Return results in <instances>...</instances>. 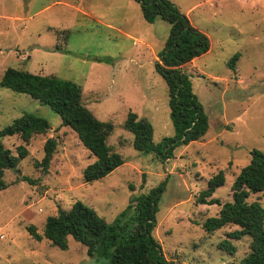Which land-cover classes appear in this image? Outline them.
Here are the masks:
<instances>
[{"label":"rangeland","instance_id":"1","mask_svg":"<svg viewBox=\"0 0 264 264\" xmlns=\"http://www.w3.org/2000/svg\"><path fill=\"white\" fill-rule=\"evenodd\" d=\"M168 1L210 41V51L182 68L209 127L201 139L176 148L173 158L161 162L137 152L122 125L134 112L151 123L154 143L173 135L167 87L155 68L169 25L161 19L146 23L134 0H0V79L13 68L81 86L86 108L113 125L107 142L124 160L103 179L84 182L83 170L94 157L76 134L48 106L0 87V130L23 113L49 123L45 134L25 145L27 156L17 167L4 172L0 264H106L89 259L71 236L67 250H60L45 239L33 240L25 227L34 225L42 233L49 216L68 211L75 202L113 224L131 198L159 184L164 190L153 236L167 262L240 264L247 254L248 237L231 241L233 256L218 247L236 227L207 235L202 224L217 216L220 206L195 200L207 181L224 171L225 183L213 198L221 204L231 201V184L249 163L250 152L264 154V0ZM236 53L240 56L231 69L228 62ZM48 138L57 146L44 173L35 163ZM0 142L14 154L24 145L18 136L0 137ZM256 200L264 208V192L248 199Z\"/></svg>","mask_w":264,"mask_h":264},{"label":"trees","instance_id":"2","mask_svg":"<svg viewBox=\"0 0 264 264\" xmlns=\"http://www.w3.org/2000/svg\"><path fill=\"white\" fill-rule=\"evenodd\" d=\"M134 1L139 4L146 23L153 24L161 19L169 25V34L157 56L155 68L167 87L173 135L154 143L151 123L138 118L134 112L127 114L122 128L133 136V148L137 152L154 155L164 162L173 158L176 148L201 139L208 131V116L193 93L190 75L182 68L206 54L210 41L168 0ZM239 56L236 53L229 60V68L233 69ZM0 87L25 94L48 106L60 117L62 126L76 134L82 146L94 157V161L83 170L84 182L101 180L124 164L121 155L107 142L113 125L99 121L86 108L81 86L51 75H34L7 68L0 79ZM48 129L46 119L23 113L0 130L1 138L18 136L24 143L16 147L14 154L0 142V191L7 188L4 172L14 170L27 156L25 145L33 136L45 134ZM56 146L54 138H48L43 145V157L35 166L44 173L49 169ZM21 180L34 184L25 177ZM224 183L225 173L219 171L207 181L206 188L195 200L198 205L220 206L217 216L207 218L202 228L212 236L226 226L236 227L227 233L218 247L233 256L236 247L231 241L248 237V252L240 264H264V208L257 200L248 201L251 195L264 192V154L256 149L250 152L249 163L240 169L231 184V201L221 204L213 194ZM163 190L164 184H159L148 193L131 198L128 209L113 224H107L94 210L75 202L68 211L58 209L56 215L49 216L42 233L31 224L25 228L33 240L45 239L60 250H67V238L71 236L85 247L89 259H102L106 264H170L153 236Z\"/></svg>","mask_w":264,"mask_h":264},{"label":"crops","instance_id":"3","mask_svg":"<svg viewBox=\"0 0 264 264\" xmlns=\"http://www.w3.org/2000/svg\"><path fill=\"white\" fill-rule=\"evenodd\" d=\"M189 11H190V10H189ZM189 11H188V12H189ZM188 12H187V13H188ZM186 15H187V14H186ZM188 20H189V19H188ZM189 22H190V21H189ZM190 23H191V22H190ZM191 25H193V24L191 23ZM198 30H199V29H198ZM209 51H210V49H209ZM194 60H195V59H194ZM194 60H193V61H194Z\"/></svg>","mask_w":264,"mask_h":264}]
</instances>
